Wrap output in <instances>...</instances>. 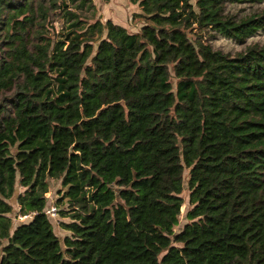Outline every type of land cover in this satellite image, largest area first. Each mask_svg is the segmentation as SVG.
Segmentation results:
<instances>
[{
    "label": "trees",
    "instance_id": "trees-1",
    "mask_svg": "<svg viewBox=\"0 0 264 264\" xmlns=\"http://www.w3.org/2000/svg\"><path fill=\"white\" fill-rule=\"evenodd\" d=\"M129 1L137 30L93 0H0V264H264V42L203 39L243 41L264 9Z\"/></svg>",
    "mask_w": 264,
    "mask_h": 264
},
{
    "label": "rangeland",
    "instance_id": "rangeland-1",
    "mask_svg": "<svg viewBox=\"0 0 264 264\" xmlns=\"http://www.w3.org/2000/svg\"><path fill=\"white\" fill-rule=\"evenodd\" d=\"M196 0H191L192 3H195ZM264 9V0H240V1H233L228 2L226 4V12L233 14L237 17H243L249 15L253 12H260ZM97 13H96V17ZM203 39L211 44L214 48L222 49L225 52H230L234 54L238 50H242L247 44L252 42H264V29H259L253 35L245 38L243 41L237 40L235 38H231L228 36H224L221 33H218L215 30H208L205 31ZM173 81L175 79L173 78ZM188 173L187 170L184 172V179H183V190L181 195L183 197V204L181 205V213L179 215V223L176 226V230L178 231L183 224L186 222V213L187 210L190 208L189 203V188H188ZM62 188L61 181L59 179H50V188L49 191L46 193L47 197L52 202H55L56 198L59 195V190ZM13 221L16 223L15 216H13ZM61 215L57 214L56 217L51 218L53 228L55 232L62 237L69 233L66 229L60 226ZM64 220H70L69 217H65Z\"/></svg>",
    "mask_w": 264,
    "mask_h": 264
},
{
    "label": "crops",
    "instance_id": "crops-1",
    "mask_svg": "<svg viewBox=\"0 0 264 264\" xmlns=\"http://www.w3.org/2000/svg\"><path fill=\"white\" fill-rule=\"evenodd\" d=\"M93 2L97 9V16L102 21L106 19H111L112 21L127 27L129 30H137L143 24L142 19L138 17L133 18L134 13L141 12L137 3H132L129 0H93ZM22 190H23L22 187L17 185L15 194L10 199V203L13 207L10 214L13 216H16L17 214L20 213L19 212L20 206L17 202V196ZM47 198H48V202L51 203L52 201L49 199V197ZM19 221L20 220L16 219L17 223Z\"/></svg>",
    "mask_w": 264,
    "mask_h": 264
},
{
    "label": "built area",
    "instance_id": "built-area-1",
    "mask_svg": "<svg viewBox=\"0 0 264 264\" xmlns=\"http://www.w3.org/2000/svg\"><path fill=\"white\" fill-rule=\"evenodd\" d=\"M58 209L59 208H58V206H56L55 203H53V202H51V203L47 202V205L45 207V212L49 216V218L51 219V218L56 217L57 214H59L58 213ZM33 213H34L33 211L28 212V213H19V214H17L15 216V218L17 220H20V221H25V220L31 218L32 215H33Z\"/></svg>",
    "mask_w": 264,
    "mask_h": 264
}]
</instances>
